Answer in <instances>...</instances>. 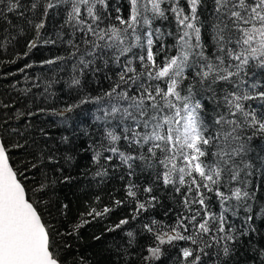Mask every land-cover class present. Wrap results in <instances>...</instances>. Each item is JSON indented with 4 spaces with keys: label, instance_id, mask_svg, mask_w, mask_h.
I'll return each mask as SVG.
<instances>
[{
    "label": "snow or ice",
    "instance_id": "1",
    "mask_svg": "<svg viewBox=\"0 0 264 264\" xmlns=\"http://www.w3.org/2000/svg\"><path fill=\"white\" fill-rule=\"evenodd\" d=\"M5 54L28 62L0 92V264H92L81 229L117 209L109 264H264V0H0ZM80 151L120 187L72 217Z\"/></svg>",
    "mask_w": 264,
    "mask_h": 264
},
{
    "label": "trees",
    "instance_id": "2",
    "mask_svg": "<svg viewBox=\"0 0 264 264\" xmlns=\"http://www.w3.org/2000/svg\"><path fill=\"white\" fill-rule=\"evenodd\" d=\"M55 21H53V24L55 25ZM18 51H23V49H18ZM58 49H56L53 46H44L40 47L39 49L34 50L31 54L28 60H34L37 63L41 59L49 58L51 57L55 52H57ZM2 59H11L10 55L5 54L3 57H0ZM28 60H18L15 64H6L3 66H0V92H3L5 90H8L9 85L17 78H21V76L13 77V76H6L5 73L15 72L19 67H22L24 63L28 62ZM43 70L40 68L30 69L28 70L30 75H35L36 73H40ZM48 76L51 75V73H47ZM63 76L64 73H61ZM65 79L67 77L65 76ZM57 96L61 98L67 97V90L65 88V85L63 83L57 84L54 86ZM51 103H55V101H51ZM93 111L94 109H91L90 107L86 106L85 109L81 110L79 114L73 115V120L70 121V124H72L73 127H76L77 130L80 128L87 129L89 132H92L94 129L91 127L93 124ZM54 119V118H50ZM63 127L61 126L59 128H53L52 131L59 136L61 132L63 131ZM68 134V133H64ZM77 145H86L87 143V137L81 136L76 141ZM90 156L91 153L80 151L78 155L76 156L75 163L71 167V174L74 177H77L76 180H74L70 185L61 188L59 192L60 199H65V202L71 201V207H72V217H75L79 211L83 210V201L87 199L85 193L86 192H96L101 191L103 189L102 195L106 197L107 192L109 189H115L120 187V183L118 181H109L108 184L101 185L100 188H88V179L85 177H82L79 175L80 172L86 169V166L90 164ZM15 159V157H14ZM117 195H120V193H117ZM105 202L107 200L105 199ZM165 203H170L169 201H165ZM161 214L163 212V209L158 210ZM126 214V211L123 209H117L116 212H114L110 218L103 223H93L91 225H87L85 228L81 229V237L80 240L77 242V246L80 248V250L91 260L92 264H109L108 260V251L107 249L111 245L119 244L123 242L126 238L122 236L120 233H105L104 236H102V239L100 241H96L93 239L94 235H100L104 226L109 223H114L116 220L121 218L123 215ZM157 218H160V216H157ZM240 264H245V256L240 255Z\"/></svg>",
    "mask_w": 264,
    "mask_h": 264
}]
</instances>
